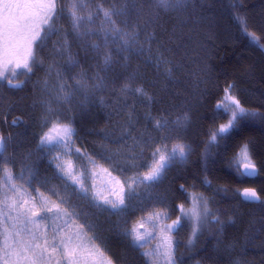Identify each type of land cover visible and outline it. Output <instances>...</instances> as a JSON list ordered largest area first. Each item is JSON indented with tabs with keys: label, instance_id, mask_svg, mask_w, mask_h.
<instances>
[{
	"label": "trees",
	"instance_id": "trees-1",
	"mask_svg": "<svg viewBox=\"0 0 264 264\" xmlns=\"http://www.w3.org/2000/svg\"><path fill=\"white\" fill-rule=\"evenodd\" d=\"M179 1L165 7L158 0H80L84 7L92 3L90 18L97 29L92 34L82 33L81 29L68 36L63 30L71 31L70 22L68 26L64 20L61 23L56 9L43 29L45 35L60 34L49 53L53 57L45 60L54 36L45 50L44 39L39 40L26 83L0 99L4 139L0 164L9 153L15 158L13 167L18 172L30 163L35 171L26 168L40 182L32 187L56 195L44 188L45 181L52 180L47 171L52 166L51 154L44 151V158L34 154L41 120L40 115L32 114L25 97L41 79L46 62L56 65L53 71L58 90L61 86V90L72 94V101L64 105L63 111L66 122L71 120L75 128L74 148L87 150L86 157L111 169L125 165L131 154H139L141 145L146 146L142 158L154 146H163L161 131L154 126L155 117L168 106L177 105L178 118H169L166 130L174 125L171 120L184 124L177 141L189 147V152L184 160L167 169L150 194L164 197L173 220L180 214L177 205L185 209L190 196L202 201L206 214L195 242H191L186 219L171 233L176 263L264 264V117L243 120L217 145L208 144L212 133L227 122L229 110L216 105L220 101L229 103L228 94L247 109L264 113V0ZM109 28L113 34H108ZM124 36L128 39L126 46L120 40ZM170 69L173 74H168ZM67 73L76 78L75 82L68 80ZM137 88L142 94L135 92ZM13 120L18 122L14 125ZM9 135L12 142L8 141ZM173 136L171 133L169 140ZM245 145L258 170L253 179L242 175L238 168L242 164L238 153ZM206 152L211 153L207 159ZM244 187L256 189L260 202L241 200L237 193ZM150 201L161 205L159 198ZM63 202L68 208L73 205L75 215L90 225L82 236L97 257L112 264H147L126 234L132 218L141 214L140 204L133 203L114 214L105 208L81 207L76 200L74 204ZM92 236L95 246L89 239Z\"/></svg>",
	"mask_w": 264,
	"mask_h": 264
},
{
	"label": "rangeland",
	"instance_id": "rangeland-1",
	"mask_svg": "<svg viewBox=\"0 0 264 264\" xmlns=\"http://www.w3.org/2000/svg\"><path fill=\"white\" fill-rule=\"evenodd\" d=\"M61 1V2H60ZM56 0L55 9L52 11L51 14L47 16V18L42 21H35L31 22L28 26H25L24 28L21 27V29H17V27H14L11 25L10 22L6 21L4 16L0 14V63H3L5 60L8 61H15V60H23L25 56L28 53L29 47L31 48L32 56L29 58V69L32 72L31 67V60L33 58L35 46L40 42L42 39V47L45 50V47H47L50 43V40L52 39V36H54L53 41L51 42V45L49 46V50L47 52L46 59H49V57H53L50 53V50L52 51L55 43L56 38L60 37V34L56 32H49L46 35L43 32L44 27H46L47 23H49L50 20H52V15L55 13L56 9H59L60 11V22L64 20V23L67 25L68 20L71 25V31L63 30L64 35L68 36L69 33L75 34L78 33L82 29V33H86L85 31L90 32L91 34L94 33L97 29V25H95V22L90 18V16H93L91 14V4H87L88 6H82L80 5V0ZM160 2V0H158ZM173 0H170V3ZM176 3H180L179 0L176 2H172L170 5H175ZM2 5V3H0ZM82 6V7H81ZM73 10L76 13V18L73 17ZM101 13V12H100ZM66 29V28H65ZM112 28H109L108 34H113L111 31ZM65 31V32H64ZM40 40V41H39ZM122 41V44L124 46L128 45L127 41L128 39L122 38L120 39ZM45 46V47H44ZM127 48V47H126ZM51 55V56H50ZM158 58L161 56L160 53L157 54ZM50 60V59H49ZM56 59L54 58L53 61ZM45 62V61H44ZM56 68L55 64L45 63L44 64V70L43 75L41 79L36 83V86L34 87L32 93L29 95L27 94L25 97L28 100L30 110L32 109V114L37 113L40 115V126L41 129L44 131L47 130V127L51 126L52 122H55L58 117L61 119V122H66L65 120V112L63 111L64 105H67V103H70L72 101L71 97L72 94L69 91L66 92V90H58V87L56 86L57 77L54 74V69ZM20 73L19 76L15 77V80L12 79L14 82L18 81V79H24L26 77L25 75V69H18L17 70ZM172 73L171 69L169 70L168 74ZM69 75V73H67ZM173 74V73H172ZM16 75V74H15ZM70 77L68 80H72L71 82H75L76 78L72 75H69ZM171 79H174L173 76L170 77ZM5 82H7L4 79H0V99L1 97L5 96L7 91L5 89ZM76 85V84H75ZM70 88V90L74 89V86ZM14 89V88H9ZM71 100V101H70ZM177 105H170L167 107L166 111H162V114H158L155 119L161 117V116H167V122L172 118L177 117ZM49 109L51 111H49ZM39 111V113H38ZM45 116L48 117L47 120H45ZM1 117V116H0ZM178 118V117H177ZM166 122V125L168 124ZM172 124L170 126L169 132L173 133V139L167 141V147L170 149L174 144L179 143L177 141L178 132L182 130L184 127V124L173 123V120H171ZM3 127L7 129V122L5 118L3 117ZM40 129V130H41ZM168 130V128H167ZM8 141L12 142L11 135L8 136ZM38 138L35 139V150L34 154H37L40 158H44V154L46 153L51 154V156H54L56 154H60L64 159H69L72 161L74 166V171L82 173L85 186L88 188V193H82L77 186H75L72 182L67 180L66 178H63L60 173L54 168L53 164L50 163L52 166L47 167V171H50L52 175V180L49 182V180L45 181L44 188H49L47 192L51 191L53 194H56L54 196L50 195L49 193H45V195L50 197L51 200H57L62 199L63 201H72L74 204V201L79 202L78 205L81 204V207L83 204L87 207H91L92 209H99V208H105L101 205H99L96 201H94L91 198V192L93 186L96 189H103L107 188L108 181L110 179L107 172L103 171V169L107 168L109 171L112 172V176L119 175L121 179L127 180L129 177L135 174L136 169L133 168V171H127L128 165L127 163L121 164L118 169H111L108 167H105L103 165L96 163L94 160L89 159L85 155H82L81 153H77L74 148V144H72L69 147H63L60 145H48V146H40L37 142ZM172 142V143H171ZM127 149L131 150L132 147L125 146ZM163 148V146H161ZM244 148V147H243ZM243 148L238 153V160L241 163H244L242 160L240 153L243 150ZM6 151V144L4 147ZM249 151V149H248ZM250 155V152H249ZM27 156V155H26ZM30 155H28L29 157ZM27 157V158H28ZM251 158V157H250ZM14 159L12 155L10 156V153L8 156L4 158V160L0 164V216L3 217V222L0 223V249L7 250L9 252L16 251L19 248V242L21 241H27L29 239V233L25 226L19 224L17 221L19 219L18 216V208L19 204L23 203L25 199H30L31 197H35L37 202H42V198L40 196V192L35 190L32 187L33 183L40 184L39 180L35 178L32 171H35L34 167H30V163H25L22 167L25 168L21 170L20 172L16 171L14 169ZM29 160V159H28ZM180 159L174 160L170 166L174 163H178ZM22 163V162H21ZM152 163V160L150 161L149 165ZM49 164V163H48ZM22 165V164H21ZM170 166L167 167V169L170 168ZM33 169L30 171L28 168ZM8 169L11 173V179H9L8 173H6L5 169ZM123 168L124 171L120 172L119 169ZM37 169V168H36ZM166 169V171H167ZM146 171V170H145ZM49 174V173H48ZM47 175V174H46ZM162 178L151 184V185H139L137 188L138 195H135L131 197L127 203V209L129 205H133V203H138L141 206V214L137 215L138 217L132 218V224L136 223L138 220H141L143 217V222L145 224V229H147V232L145 234V237L142 241L138 243H133V241L128 238L131 241V244L134 249L138 250L142 256L143 259L146 261L147 264H166V261L164 260L162 255H158V252H162L163 249L159 247V245L162 244V241L159 236V228L153 224L152 222L147 220V215L150 212L160 210V204L155 205V203L150 201L151 198L158 199L160 196L158 194H150V191L159 184ZM34 186V185H33ZM67 199V200H66ZM49 201V204H50ZM188 205L185 208V210L189 213L187 217H185L186 221L188 220L190 224V233H191V242H195V237L198 235L196 234L193 236L191 228L192 224L190 222L191 220V212L195 210L198 213V233L201 231L204 218L206 212L204 211V205L202 201L197 198L196 196H190L189 202H187ZM74 206L72 205L69 207L74 212ZM124 209V210H125ZM108 210V209H107ZM109 213H119L121 210H115L110 211ZM11 217V218H10ZM45 220L47 221L46 228L43 229L45 232L46 238L51 241L53 236L57 237V244L59 241V229L65 228L66 231L70 234H76V229L74 226L71 225V217H64L62 214H56L53 213L49 216L45 217ZM79 222H81V219L78 218ZM173 219L169 217L164 220V223H171ZM130 225V228L132 226ZM25 227L24 231H21V228ZM129 228V229H130ZM145 229H141V231H145ZM17 232L20 233L19 236H17ZM85 238L82 236V232L78 234V241L82 242L84 247L80 249V255L82 259H85V264H109L106 260H103V258H99L95 255L96 252H94L93 248L84 240ZM174 251V249H173ZM3 255V251H0V256ZM175 256V254H174ZM9 259H13V257H8ZM58 255L53 254V259L51 261V264H57ZM0 264H3V261L0 260ZM177 264V263H176Z\"/></svg>",
	"mask_w": 264,
	"mask_h": 264
},
{
	"label": "snow or ice",
	"instance_id": "snow-or-ice-1",
	"mask_svg": "<svg viewBox=\"0 0 264 264\" xmlns=\"http://www.w3.org/2000/svg\"><path fill=\"white\" fill-rule=\"evenodd\" d=\"M161 5L168 6L170 0H160ZM55 7V0H52V3L49 4V14L51 10ZM107 15V13H106ZM73 17L76 18V13L73 10ZM249 35H252L249 33ZM31 48L29 47L28 53L23 60L8 61L5 60L3 63H0V79H4L8 84L13 88H19L22 86L23 81L14 82L12 79H9V74L15 76L18 69H25L31 73L29 69V58L31 57ZM125 88H130V85H125ZM231 86L225 89L226 93H229ZM137 94H142V89H135ZM229 103H224L223 101L218 102L216 107L218 109L225 108L229 110V116L226 123L220 124L218 129L212 133L208 144L209 146L217 145L219 140L225 138L233 129H235L239 123L243 120L256 119L264 117V113L257 111L249 110L241 104V101L231 94L226 96ZM49 111H51L49 109ZM149 119L151 115L149 114ZM48 117L45 116V120ZM18 120H13L12 123L15 125ZM167 116H161L156 119L155 127L161 131L160 141L164 142L163 148L159 145L154 146L152 150L148 153L147 157L142 158V155L145 151V145H141V152L139 154H131L127 159L126 163L128 167L136 169L134 175L129 177L127 180L121 179L119 175L112 176V172L107 168L103 171L107 172L110 179L108 181L107 188L96 189L94 186L91 192V198L96 201L99 205L106 207L110 211L121 210L123 211L127 207L129 199L135 195H138L137 188L139 185H151L159 181L166 172V169L170 164L176 160H184L189 152V147L183 143L174 144L170 149L167 147V141L171 138V133L166 130ZM75 128L73 122H61V119H58L55 122L51 123L50 127H47V130H41L38 136V143L40 146L48 145H60L63 147H69L75 143ZM135 140V138H133ZM152 144V140L149 139L148 145ZM0 151H3V139H0ZM77 153L88 156L87 150L81 151V148H75ZM211 155V153H205V159ZM240 156L244 163L240 165L242 168L243 174L251 177L257 172V166L252 161L249 155L248 146L245 145L243 150L240 153ZM50 162L53 164L54 168L61 174L63 178H66L72 182L75 186L79 188L82 193L87 194L88 188L85 186L83 174L74 171V166L71 160L64 159L59 153L51 156ZM89 159L91 157L89 156ZM151 159L152 163L149 165L148 160ZM146 169V171L141 172L140 169ZM6 173L11 179V173L6 168ZM120 172H123L124 169H119ZM206 186L210 187L211 184L208 181H205ZM183 188V185H181ZM37 191L40 192L42 202H37L35 197L30 199H25L23 203L19 204L18 208V223L25 226L28 233L29 239L27 241L19 242V248L16 251L9 252L4 249L3 255L0 256V260L3 261V264H51L53 259V254L58 255L57 264H85V259L81 258L80 249L84 247L82 242L78 241V234L90 228V225H86L83 222H79L78 217L69 209L62 199L51 200L50 197L45 195L42 191L37 188ZM218 192L227 193V189H218ZM240 197L245 200H254L258 199V193L254 188H244L239 190L237 193ZM159 200L161 202L160 210L153 211L148 213L147 220L155 224L159 228V236L162 241V244L159 245L163 249L162 252H158V255H162L166 264H176V259L174 256V236L171 233L177 231L180 226L185 222V217L189 213L184 209L182 204L177 205V210L180 213L176 216L171 223H164L170 215V209L164 203V197L160 196ZM50 201V204H49ZM53 213L62 214L64 217H71V225L75 227L76 234H70L66 231L65 228L59 229V241L57 244V237L53 236L52 240L49 241L44 228L47 226V221L45 220L46 216H49ZM11 218V217H10ZM143 217L141 220H138L136 223L132 224L131 228L127 230L126 234L130 237L133 243H138L142 241L145 237L147 229H145V224L143 222ZM198 213L193 210L191 212V224H192V234L195 236L198 234ZM3 222V217L0 216V223ZM25 227L21 228V231L25 230ZM145 229V231H141ZM20 233L17 232V236ZM93 246H95L94 236L89 238ZM97 250H99L97 248ZM8 257H13L9 259ZM95 264V262H94ZM109 264H112L109 261Z\"/></svg>",
	"mask_w": 264,
	"mask_h": 264
},
{
	"label": "flooded vegetation",
	"instance_id": "flooded-vegetation-1",
	"mask_svg": "<svg viewBox=\"0 0 264 264\" xmlns=\"http://www.w3.org/2000/svg\"><path fill=\"white\" fill-rule=\"evenodd\" d=\"M0 3H2V5H0V14L3 15L5 20L10 22L12 26L21 29V27L24 28L31 24V22L44 21L49 15V4L52 3V0H0ZM54 9L51 10V13ZM16 72L20 73L18 71ZM17 73L15 76L9 74V79L15 80V77L20 75ZM24 73L26 77L24 79H18V81L26 83L28 74L31 73H29L28 70H25ZM5 89L10 92L16 91V89H9L6 86Z\"/></svg>",
	"mask_w": 264,
	"mask_h": 264
},
{
	"label": "water",
	"instance_id": "water-1",
	"mask_svg": "<svg viewBox=\"0 0 264 264\" xmlns=\"http://www.w3.org/2000/svg\"><path fill=\"white\" fill-rule=\"evenodd\" d=\"M23 85H24V83L22 84V86L21 87H19V88H14V89H16V90H19V89H21L22 87H23ZM5 86L7 87V88H13V87H11L9 84H8V82H6L5 83ZM0 139H3V138H1V130H0ZM3 144H4V139H3ZM0 152H2V151H0ZM243 164V163H242ZM241 164V165H242ZM239 168V171H240V173L242 174V175H244L243 174V171H242V168L239 166L238 167ZM257 173H258V170H257V172L253 175V176H251V177H248V176H246V175H244L245 177H247V178H249V179H253V178H255L256 176H257ZM244 188H248V187H244ZM243 188V189H244ZM250 188H253V187H250ZM242 190V189H241ZM257 191V190H256ZM258 193V192H257ZM241 198V200H243V201H246V202H249V203H259L260 202V196H259V194H258V199H254V200H245V199H243L242 197H240Z\"/></svg>",
	"mask_w": 264,
	"mask_h": 264
}]
</instances>
